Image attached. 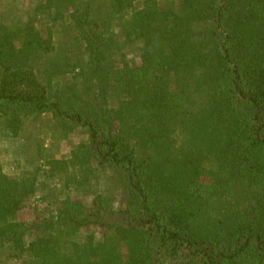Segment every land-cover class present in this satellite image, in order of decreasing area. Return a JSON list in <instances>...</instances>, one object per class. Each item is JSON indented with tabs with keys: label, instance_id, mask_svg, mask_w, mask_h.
Here are the masks:
<instances>
[{
	"label": "trees",
	"instance_id": "obj_1",
	"mask_svg": "<svg viewBox=\"0 0 264 264\" xmlns=\"http://www.w3.org/2000/svg\"><path fill=\"white\" fill-rule=\"evenodd\" d=\"M0 5V264H264V0Z\"/></svg>",
	"mask_w": 264,
	"mask_h": 264
},
{
	"label": "rangeland",
	"instance_id": "obj_2",
	"mask_svg": "<svg viewBox=\"0 0 264 264\" xmlns=\"http://www.w3.org/2000/svg\"><path fill=\"white\" fill-rule=\"evenodd\" d=\"M86 135L87 133L84 129H79L76 132L71 133L68 138L61 140L59 145L60 152L67 153L74 144L78 143L81 139L86 137ZM0 159L3 164L8 167L12 165L14 166L17 162H21L24 167H27V165L29 167L32 166L30 153L23 150L18 142H14L11 138L3 136H0ZM6 171L8 173L12 172L10 168H7ZM63 188L64 186L62 187V185L56 181H49L47 184L39 185L38 193L35 198L30 200L29 203L19 211L18 217L20 219H30L34 218L40 212L46 211L49 207L54 209L57 204L56 199H58L60 195L66 193ZM49 191L53 192L49 194ZM117 196L118 201L115 205L121 207L123 204V191L121 193L119 192ZM87 202H89V199H87ZM15 263L17 264L19 262L8 260V264Z\"/></svg>",
	"mask_w": 264,
	"mask_h": 264
}]
</instances>
